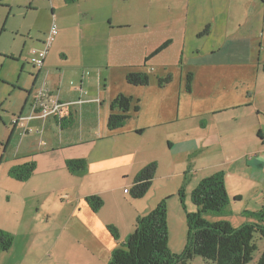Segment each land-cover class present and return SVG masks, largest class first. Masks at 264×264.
Listing matches in <instances>:
<instances>
[{"label":"crops","instance_id":"obj_1","mask_svg":"<svg viewBox=\"0 0 264 264\" xmlns=\"http://www.w3.org/2000/svg\"><path fill=\"white\" fill-rule=\"evenodd\" d=\"M48 1L51 4V0ZM225 1L215 0L219 23L227 24L228 21L231 24V28L226 27L218 35L222 46L210 49L204 58L192 65L202 66L201 71L186 75V79L189 74L192 76L186 94L194 95L198 89V103L192 113L184 112L179 105L181 73L173 115H169V104L163 109L165 114L159 115L158 105L162 102L159 96L138 100L142 92L165 94L169 84L163 89L156 86L152 89L148 76L147 86L126 83L119 89H111L110 71L103 74L95 72V68L77 65L68 66L66 69L70 71H66V65L59 64L63 69L56 73L59 58L68 60V54L65 47L58 46L51 52L53 44L40 69L28 63V53L23 57V64L32 71L22 65V72L24 77L29 75L31 79L26 83L21 80L26 85L19 87L24 92L22 102L7 113L12 126L8 143L14 139L18 140V145L7 154L12 156L9 160H4L5 154L0 160V168L1 165L8 167L6 174L0 175V230L13 234L15 240L9 251L0 253V263H26L28 252L17 249L18 238L47 232L40 226L30 229L25 212L44 207L45 199L52 204L53 210L69 216L61 234V226L54 217L51 231L57 242L52 249L55 254L51 255V264H108L113 251L134 232L139 217L146 216L164 199L167 210L170 209L177 198L179 201L181 187L188 193L185 196H191L201 180L218 172L224 175L233 215L240 218L244 212L264 209V0H228L224 15ZM77 2L61 0L59 11ZM54 15H51L53 22L62 19L59 27L64 33L62 24L66 20L60 13ZM0 31L3 32L4 27ZM210 31L201 34L202 31L199 37L208 38L213 33ZM46 32L48 34V30ZM96 34L99 35L92 27L83 33L82 41L85 39L88 44L85 52L98 42ZM44 40L32 48H41ZM42 91H49L61 102L71 104L67 110L70 118L66 116L62 127L54 117L24 122L28 132L23 130L19 138L22 127L14 125L13 120L19 115L28 117L32 103ZM123 94L137 99L139 108L136 113L131 108L128 123L111 132L107 128L110 104ZM79 100L82 103L75 104ZM53 129L59 130L53 132ZM160 157H163L161 161ZM71 160H83L84 168L70 173L66 162ZM25 162L35 164L27 181L19 182L9 176L12 167ZM151 163L156 164V171L150 188L142 198H133L135 177ZM34 178L38 184L29 187L27 183ZM4 182L10 185H3ZM47 184L51 191L47 189L50 193L45 198L43 189ZM56 184L59 186L55 199L56 189L50 186ZM66 188L69 194L61 195ZM124 189L128 192L124 193ZM91 196L103 201L96 213L86 201ZM195 210L194 207L187 211ZM109 227L116 230L117 238Z\"/></svg>","mask_w":264,"mask_h":264},{"label":"rangeland","instance_id":"obj_2","mask_svg":"<svg viewBox=\"0 0 264 264\" xmlns=\"http://www.w3.org/2000/svg\"><path fill=\"white\" fill-rule=\"evenodd\" d=\"M48 2V0H35L33 3L30 0H0V29L4 27V31H0V160L4 154V160L6 158L9 160L12 156L7 154L13 149L15 150L18 145V140L14 139L10 144L8 143L12 126L10 125L11 118L7 116V113H11L22 102L24 92L19 87L26 85H23L21 80L26 83L31 79L28 78L29 75L24 77V71L22 72V65L28 66L23 64V57H27L30 49L46 38V31H49L53 23L52 14L60 13L61 17L66 20L62 24L64 33H61L59 27L62 19L59 18L58 21L55 19L54 22L58 28V36L53 43L51 52L58 46L65 47L68 54V60L60 57L59 63L56 61L58 64L54 70L56 73L63 69L59 64H65L66 71H70L66 68L73 65L92 67L95 68V72L99 71L103 74L110 71L111 89H119L127 83L125 82L126 73L147 74L152 82L150 84L152 89L155 86L163 89L165 85L169 84L165 94H159L158 91L152 94L142 92V96L138 100L143 101L154 98L156 95L159 96L162 99L158 105L159 115L165 114L163 109L168 107L166 104L170 106L169 115H173L178 103L176 93L180 89L178 85L180 73L182 75L180 89L182 93L178 100L180 108H184V112L187 113H192L193 109L196 111L198 89L194 95L186 94V75L191 71L195 74L202 70V66L192 67V65L204 58L210 49L220 48L222 42L218 39L219 33L222 34L226 27L231 28L228 21L227 24L219 23L215 0H78L74 5L65 6L61 12L59 11L61 0H51L54 8ZM227 10L228 0L225 1L224 15ZM215 16L217 22L214 23ZM207 26L213 33L208 38L199 37V34ZM89 27L94 28L95 33L99 34H96L98 42L92 44V47L85 52L88 44L85 39L82 41V35ZM241 35L244 34L241 33ZM29 69L32 71L31 67ZM168 76L172 80L171 83L159 86V79H165ZM78 78H81V73ZM19 80L20 82H18ZM139 93H135L134 96H138ZM136 104L137 99H134L133 105ZM127 123L128 121H125L123 126ZM58 130L53 129V132ZM22 132L23 129L18 132L19 138L23 136ZM152 137L154 139L153 135ZM158 146L161 148V144ZM162 159L163 157L159 158L160 161ZM7 168L5 165H1L0 175L6 174ZM38 182L34 178L27 184L29 187H33ZM4 184L10 185L8 182H4ZM48 186L47 184L43 189L45 198L46 194L48 195L51 191ZM58 186V184L50 186L56 189L55 199L58 198ZM62 194H69V190L64 189ZM185 194L188 193H184L183 197L185 210H194L195 206L192 204L190 196H185ZM2 201L5 202L4 196ZM176 201L177 203L173 202L170 209L167 210L168 247L172 254L180 255L186 245L187 222L180 200L178 201L177 198ZM261 210L264 209L244 212L239 218L238 215L232 214L228 200L222 212L207 213L202 217L207 222L228 221L235 228L245 223L264 226V218L259 216ZM28 211L29 209L25 214L31 225L30 229L40 226L47 233L40 236L31 234L29 235L31 237L18 238L17 249L28 252L27 261L24 264H51V255L55 254L52 249L57 242L51 231V225L55 222L54 217L58 219L61 226V230L59 229L61 234L63 223L68 222L69 216L67 213L62 214L58 209L53 210L52 204L46 199L44 207ZM50 213L52 214L51 218L49 217ZM1 217L6 219V216L5 218ZM10 235L15 240V236ZM253 243L256 245V250L253 252L252 261L248 264H256L264 254V238L257 232L253 235ZM0 264L5 263L1 262ZM185 264H212V262L201 257H193Z\"/></svg>","mask_w":264,"mask_h":264},{"label":"trees","instance_id":"obj_3","mask_svg":"<svg viewBox=\"0 0 264 264\" xmlns=\"http://www.w3.org/2000/svg\"><path fill=\"white\" fill-rule=\"evenodd\" d=\"M207 32L208 27L201 34H207ZM125 79L127 84L135 87L149 84L148 75L139 72L128 73ZM191 79L192 76L189 74L186 79L188 90ZM170 80L169 76L159 79V86H163ZM131 108L134 113L139 108L138 105H133L132 97L125 95L115 97L110 104L108 130L113 132L123 127V123L130 118ZM68 116L70 118V114ZM84 166L83 160L66 162L70 173H76ZM34 168V162H25L12 167L9 176L19 182H25L32 176ZM155 171L156 164L151 163L135 177L131 191L133 198L140 199L147 193ZM184 193L185 188L181 187L178 190V197L187 222L186 245L182 254L174 255L168 247L167 200L164 199L146 216L137 219L134 232L121 247L113 251L108 264H185L193 257H201L212 264L251 262L253 252L256 250L253 235L257 232L264 238L263 225L245 223L235 228L228 221L207 222L202 217L203 214L222 212L228 203L223 173L218 172L204 178L193 189L190 199L196 209L194 212H186L183 202ZM86 201L95 213L103 206V201L97 196L88 197ZM259 216L264 218V210L259 212ZM108 229L117 238L116 230L112 227ZM13 241L10 234L0 230V253L9 251ZM256 264H264V254Z\"/></svg>","mask_w":264,"mask_h":264},{"label":"built area","instance_id":"obj_4","mask_svg":"<svg viewBox=\"0 0 264 264\" xmlns=\"http://www.w3.org/2000/svg\"><path fill=\"white\" fill-rule=\"evenodd\" d=\"M58 35V28L53 22L49 28L47 37L45 38L41 48H31L28 54V63L34 68H41L44 60ZM45 100V101H44ZM82 101H77L75 104L80 105ZM73 104V103H72ZM71 104L63 103L58 98L51 95L49 91L38 92L35 101L31 105V112L28 117H21L19 115L13 120L14 125H19L25 132H28L27 125L24 122H31L33 120H46L49 117H54L58 120L59 127H62V123L69 112L67 110ZM67 113V115H65ZM65 115V116H63ZM24 123V124H23ZM128 189H124V193H127Z\"/></svg>","mask_w":264,"mask_h":264}]
</instances>
